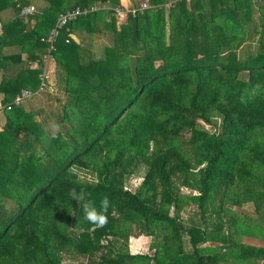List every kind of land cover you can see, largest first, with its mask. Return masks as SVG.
Wrapping results in <instances>:
<instances>
[{
    "label": "trees",
    "instance_id": "trees-1",
    "mask_svg": "<svg viewBox=\"0 0 264 264\" xmlns=\"http://www.w3.org/2000/svg\"><path fill=\"white\" fill-rule=\"evenodd\" d=\"M168 1H145L116 27L118 0H0V102L29 93L0 111V264H264V248L242 245L239 230L264 234V0ZM104 4L53 45L60 111L26 110L34 96L52 105L40 39L66 10ZM97 34L110 44L95 57L85 38ZM137 174L130 192L123 183ZM105 197L107 224L96 227L83 204L100 212ZM246 203L262 229L228 215ZM184 205L196 208L185 222ZM134 229L157 238L153 254L128 253Z\"/></svg>",
    "mask_w": 264,
    "mask_h": 264
},
{
    "label": "rangeland",
    "instance_id": "rangeland-1",
    "mask_svg": "<svg viewBox=\"0 0 264 264\" xmlns=\"http://www.w3.org/2000/svg\"><path fill=\"white\" fill-rule=\"evenodd\" d=\"M252 2H254V0H251ZM166 9V8H165ZM252 18L256 19L257 18V13H254ZM115 25L116 27H119V20L115 19ZM77 40V39H76ZM85 41L88 43L90 42L89 48L91 49V53L93 52L95 54V57H98V54L101 50V48L103 46H107L110 44V39L108 37L105 36H101L100 34L97 35H93V36H86ZM51 71V72H50ZM49 71L48 74V82H49V87L47 88V95L49 97H51V102L50 104H52L49 109H47L44 106L43 100L41 99L40 96H34L31 99L26 100L23 103V106L26 110H33V109H38L40 107H43V111H48L51 110L54 112V109H56L57 112L60 111L59 109V105H61V103L64 100L63 95H61V93L57 92L55 90V86H54V77H53V65L51 66V70ZM48 72V70H47ZM55 99H58L59 103L55 102ZM47 109V110H46ZM40 118V117H39ZM39 118L36 117V119L39 120ZM54 118V119H53ZM201 125L203 123H200ZM219 124V120L215 121V125L217 126ZM45 127L49 130V134L52 135L55 132H57L59 130V125L56 122V118L53 115L50 119L47 120V122L45 123ZM202 127L209 131H213L215 133H218L219 128H216L214 130L210 129V126L208 125H202ZM189 134L185 133L182 136V139L186 142L188 140ZM77 175L79 178H83L86 181H91V178L89 177V175L86 172H77ZM141 182V175L137 174V175H131L129 176L127 179H125L123 186L125 187V189L129 190L130 192H133L138 185ZM181 193L183 195H194L196 193H194L193 191L191 192L190 190L181 188ZM259 204H261V206L263 207L264 205V201H261ZM195 206L194 205H184L182 211H180L179 213V217L181 218V220L183 222H185V220L187 219L188 215H192L195 214ZM229 209V210H228ZM227 211H228V215H235V214H239V215H243L244 217H248L249 219H252V223H254L256 225V227L261 228L263 226V224L260 223V221L258 220V215L254 212V210L252 209V203L250 204H243L240 207H227ZM168 216L172 217L173 216V209L170 208L169 212H168ZM250 228H247L246 226L240 228L239 230H241L242 235L240 236V241L242 242V245H250L252 247H263L264 248V234L262 235L260 232H254L249 230ZM262 229V228H261ZM157 238L156 240H154L153 238L150 237H144V236H138L137 235V230H132L131 232V236L129 237L128 241H127V246H128V253L130 255H134L133 253H137V254H141V255H151L154 253L157 244H156ZM134 245H140L141 250H137L135 251L133 249ZM217 243L214 244H208L207 247H212V246H217ZM184 250L187 252L189 250L188 246L184 247ZM83 262V264H89L86 260H83L81 257H75L74 259L70 260H64L62 264H78ZM259 264V263H258Z\"/></svg>",
    "mask_w": 264,
    "mask_h": 264
},
{
    "label": "built area",
    "instance_id": "built-area-1",
    "mask_svg": "<svg viewBox=\"0 0 264 264\" xmlns=\"http://www.w3.org/2000/svg\"><path fill=\"white\" fill-rule=\"evenodd\" d=\"M174 1H176V0H170L166 4L165 7H167V8L172 7ZM137 5H138L137 7H128L125 9H122L120 7H113V8H111V14L116 20H119V22H120V21H123L127 15L134 16L136 13L140 14L145 9L148 8V5L146 2H140ZM102 9L109 10V7L107 6V4H104V5H97V6L90 7L88 10H86V9L81 10L79 8H76V9L71 10V11L66 10L64 13L60 14L56 18L54 25L49 29L47 35L40 39V42L47 45L46 56H42V60H41L42 66H43V75H42V77H40V85L41 86L44 84L43 79H44L45 72H46V65L51 60L50 54H51V51H53V45H54V43H55V41L59 35L60 30L66 26L68 21L74 20L76 17H78L80 15H86L88 12H93V11L102 10ZM33 12H34V8L31 6H27L21 10V14H23V15H31ZM36 65H37V63L35 62L34 64H32L30 66L33 68ZM28 94L29 93L27 91L23 90L20 92L19 95L15 96L13 98L11 103H9L7 105H3L0 102V111L2 109L9 110L10 106L12 104L17 105L19 102L24 100L28 96Z\"/></svg>",
    "mask_w": 264,
    "mask_h": 264
},
{
    "label": "clouds",
    "instance_id": "clouds-1",
    "mask_svg": "<svg viewBox=\"0 0 264 264\" xmlns=\"http://www.w3.org/2000/svg\"><path fill=\"white\" fill-rule=\"evenodd\" d=\"M169 2V1H168ZM108 6V5H107ZM166 6V4H165ZM120 7V6H119ZM132 7V6H130ZM107 10V9H104ZM112 16V14H111ZM114 18V17H113ZM115 19V18H114ZM124 21V20H123ZM123 21H120L119 24ZM68 38L71 39V34H68ZM43 56V55H42ZM42 56H41V60H42ZM50 61H53V59L51 58ZM49 61V62H50ZM36 62V61H35ZM30 63L29 65L34 64ZM48 62V63H49ZM47 63V64H48ZM42 64V61H41ZM37 66V65H36ZM33 67V68H36ZM47 66V65H46ZM31 67V66H30ZM32 68V67H31ZM69 195L71 196L72 199L77 200V201H82L84 200L85 194L83 192L77 193L75 189L71 190ZM109 207V201L107 199V197H105L102 201H101V211L98 212L93 204L92 201H87L83 204V211H84V219L86 221H88L89 223H91L92 225L96 226V227H104L107 224V216L105 215V213L107 212V209ZM134 255L137 253H133Z\"/></svg>",
    "mask_w": 264,
    "mask_h": 264
},
{
    "label": "crops",
    "instance_id": "crops-1",
    "mask_svg": "<svg viewBox=\"0 0 264 264\" xmlns=\"http://www.w3.org/2000/svg\"><path fill=\"white\" fill-rule=\"evenodd\" d=\"M145 1H147V0H118V2H119V6H120V8H122V9H125V8H128V7H130V6H132V5H136V4H139L140 2H145ZM187 1V0H186ZM122 23V22H121ZM120 23V24H121ZM119 24V25H120ZM71 39L73 40V41H75V42H78V40H76L77 38L73 35V34H71ZM25 60V59H24ZM53 65V70H54V63H53V61H50L48 64H47V66H46V71L48 70V72L51 70V66ZM51 72V71H50ZM133 249L135 250V251H139V250H141V248H140V245H134V247H133Z\"/></svg>",
    "mask_w": 264,
    "mask_h": 264
}]
</instances>
